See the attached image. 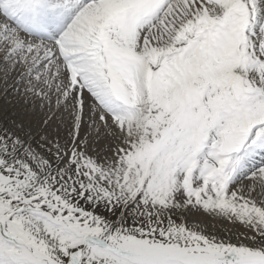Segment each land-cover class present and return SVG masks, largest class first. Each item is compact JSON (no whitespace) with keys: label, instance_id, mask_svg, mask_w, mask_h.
<instances>
[{"label":"snow or ice","instance_id":"6c2138e0","mask_svg":"<svg viewBox=\"0 0 264 264\" xmlns=\"http://www.w3.org/2000/svg\"><path fill=\"white\" fill-rule=\"evenodd\" d=\"M0 264H264V0H0Z\"/></svg>","mask_w":264,"mask_h":264}]
</instances>
